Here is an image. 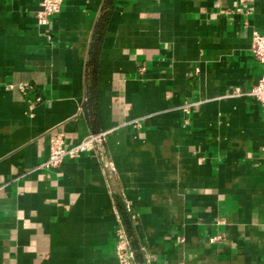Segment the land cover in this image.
Masks as SVG:
<instances>
[{
	"label": "crops",
	"instance_id": "0c3cea01",
	"mask_svg": "<svg viewBox=\"0 0 264 264\" xmlns=\"http://www.w3.org/2000/svg\"><path fill=\"white\" fill-rule=\"evenodd\" d=\"M40 2L0 0V264H119L124 205L134 264H264V0ZM56 132L102 138L38 169Z\"/></svg>",
	"mask_w": 264,
	"mask_h": 264
},
{
	"label": "built area",
	"instance_id": "2783aa9c",
	"mask_svg": "<svg viewBox=\"0 0 264 264\" xmlns=\"http://www.w3.org/2000/svg\"><path fill=\"white\" fill-rule=\"evenodd\" d=\"M62 3L63 0H41L36 15L37 26L40 28L49 26L52 18L59 13ZM250 52L253 59L262 67V74L257 84L249 93V96L256 101L262 112H264V33H251ZM195 73H197V70H195ZM18 88L24 95L30 93L32 90L29 84H22ZM34 101L38 102L40 99L35 98ZM183 111H186L185 107ZM101 138L102 134L90 135L80 143L67 148L64 144L63 135L59 132L53 133L49 138L48 155L38 166V169L54 170L58 168L64 160H73L88 152L100 142ZM124 209L126 214H128L129 210L125 205ZM118 221L119 227L115 231V257L119 264H134V250L131 247L130 240L123 227L121 216H118Z\"/></svg>",
	"mask_w": 264,
	"mask_h": 264
},
{
	"label": "trees",
	"instance_id": "16d2710c",
	"mask_svg": "<svg viewBox=\"0 0 264 264\" xmlns=\"http://www.w3.org/2000/svg\"><path fill=\"white\" fill-rule=\"evenodd\" d=\"M107 5L109 8H112L113 5H114V0H107ZM92 51H94V48L91 49ZM95 54V52L93 53V55ZM92 55V56H93ZM90 94V102H92V106H94L95 104V93L94 91H91L89 92ZM92 96V97H91ZM121 219H122V223H123V227L125 228L127 234H129V229H130V226H129V218H128V215L126 214V212L124 211V209H121ZM132 247V246H131ZM133 249V248H132ZM134 250V249H133ZM136 258L138 260V263L139 264H142L141 262V257L139 254H136Z\"/></svg>",
	"mask_w": 264,
	"mask_h": 264
}]
</instances>
